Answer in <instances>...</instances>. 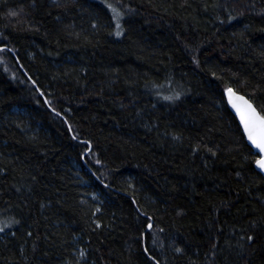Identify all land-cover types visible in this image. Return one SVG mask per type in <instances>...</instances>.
Instances as JSON below:
<instances>
[{
    "label": "trees",
    "instance_id": "trees-1",
    "mask_svg": "<svg viewBox=\"0 0 264 264\" xmlns=\"http://www.w3.org/2000/svg\"><path fill=\"white\" fill-rule=\"evenodd\" d=\"M227 87L264 116V0H0V264H264Z\"/></svg>",
    "mask_w": 264,
    "mask_h": 264
},
{
    "label": "water",
    "instance_id": "water-1",
    "mask_svg": "<svg viewBox=\"0 0 264 264\" xmlns=\"http://www.w3.org/2000/svg\"><path fill=\"white\" fill-rule=\"evenodd\" d=\"M223 99L236 118L246 143L258 155L254 167L264 177V116L245 95L233 87L223 90Z\"/></svg>",
    "mask_w": 264,
    "mask_h": 264
}]
</instances>
